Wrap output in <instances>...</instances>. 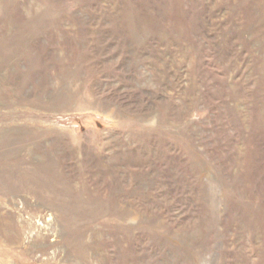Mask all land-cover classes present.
<instances>
[{"label": "rangeland", "instance_id": "rangeland-1", "mask_svg": "<svg viewBox=\"0 0 264 264\" xmlns=\"http://www.w3.org/2000/svg\"><path fill=\"white\" fill-rule=\"evenodd\" d=\"M0 264H264V0H0Z\"/></svg>", "mask_w": 264, "mask_h": 264}]
</instances>
